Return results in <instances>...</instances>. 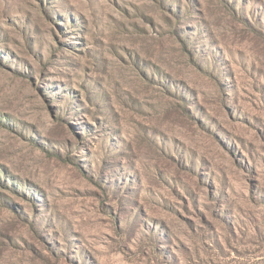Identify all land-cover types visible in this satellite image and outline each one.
Returning a JSON list of instances; mask_svg holds the SVG:
<instances>
[{"label": "rangeland", "instance_id": "obj_1", "mask_svg": "<svg viewBox=\"0 0 264 264\" xmlns=\"http://www.w3.org/2000/svg\"><path fill=\"white\" fill-rule=\"evenodd\" d=\"M0 264H264V0H0Z\"/></svg>", "mask_w": 264, "mask_h": 264}]
</instances>
